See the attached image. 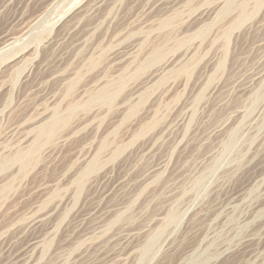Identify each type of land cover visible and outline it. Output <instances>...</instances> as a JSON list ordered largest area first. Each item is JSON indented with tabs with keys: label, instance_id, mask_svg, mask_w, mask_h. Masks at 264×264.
Segmentation results:
<instances>
[{
	"label": "rangeland",
	"instance_id": "1",
	"mask_svg": "<svg viewBox=\"0 0 264 264\" xmlns=\"http://www.w3.org/2000/svg\"><path fill=\"white\" fill-rule=\"evenodd\" d=\"M0 70V264H264V0H0Z\"/></svg>",
	"mask_w": 264,
	"mask_h": 264
},
{
	"label": "bare ground",
	"instance_id": "2",
	"mask_svg": "<svg viewBox=\"0 0 264 264\" xmlns=\"http://www.w3.org/2000/svg\"><path fill=\"white\" fill-rule=\"evenodd\" d=\"M233 2V1H232ZM257 2V1H256ZM261 2V1H260ZM241 4V3H240ZM239 4V5H240ZM225 5V4H224ZM241 7H243V5H240V8ZM239 10H241V9H239ZM241 12V11H240ZM243 12V11H242ZM236 14V13H235ZM240 14V13H239ZM240 16V15H239ZM242 25V24H241ZM150 53H152L151 55H153L154 53H155V51H151ZM149 55V54H148ZM158 55V54H157ZM167 63H168V61H164L163 63H162V65L158 68V69H156V71H159V70H162L166 65H167ZM138 67V66H137ZM1 71V70H0ZM31 71V70H30ZM29 72V71H28ZM155 72V71H154ZM25 75H26V73H25ZM26 76H28V75H26ZM123 76V75H122ZM24 77V76H23ZM121 79H122V77H121ZM148 79V78H147ZM124 80V79H123ZM107 87V86H106ZM100 89V88H99ZM107 89V88H106ZM102 91V90H101ZM111 93V92H110ZM94 99V98H93ZM102 99V98H101ZM53 117L54 118H52L53 120H52V122H51V125H53L54 123L56 124V123H59V122H64L65 121V119L62 117V116H59V115H57V114H55V115H53ZM68 117V116H67ZM50 124V123H49ZM37 127V126H36ZM37 129V128H36ZM38 134L39 135H43V134H45L44 136L45 137H48V136H50V131H52L51 130V128H50V125H48V122H47V125H40L39 127H38ZM44 137V138H45ZM36 138V137H35ZM20 153V152H19ZM20 156V155H19ZM23 158V157H22ZM24 160V159H23ZM94 162H96V159L94 160ZM3 164V163H2ZM38 222V221H37ZM33 243H35V241H33V242H31L30 244H33ZM27 254H25L24 255V253H22V250L21 251H16L14 254H13V256L10 258V263L9 264H19L20 262H22V263H26V262H29V257L26 259V256Z\"/></svg>",
	"mask_w": 264,
	"mask_h": 264
}]
</instances>
